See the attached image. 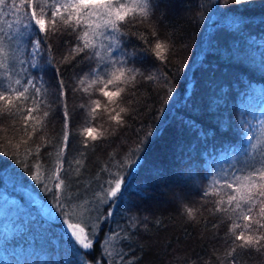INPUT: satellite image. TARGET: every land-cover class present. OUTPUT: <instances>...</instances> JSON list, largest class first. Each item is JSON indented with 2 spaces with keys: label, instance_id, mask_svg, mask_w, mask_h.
Here are the masks:
<instances>
[{
  "label": "trees",
  "instance_id": "1",
  "mask_svg": "<svg viewBox=\"0 0 264 264\" xmlns=\"http://www.w3.org/2000/svg\"><path fill=\"white\" fill-rule=\"evenodd\" d=\"M156 2L152 23L170 52L161 64L140 51L146 45L137 36L124 38L127 51L138 54L129 67L144 75L121 94L120 106L127 109L123 126L111 122L103 107L91 119V100L107 102L98 92L78 89L76 73L81 68L87 71L89 62L65 71L73 135L62 172L66 179L62 199L73 221L89 223L80 205L87 207L85 202L90 204L111 179L109 173L119 171L129 180L125 198L114 208L116 215L103 226L99 239L120 233L117 244L125 253V264H264V251L237 250L234 260L227 256L230 221L210 211L211 202L201 200L202 189L213 176L231 171V165L243 159L249 136L258 151L264 149V0ZM128 31L144 32L155 42L143 25L129 26ZM51 43L59 59L74 38L57 34ZM149 73H171L172 94L166 95L163 76L147 81ZM44 78L54 82V72ZM12 123L7 118L0 121V264H74V260L79 264L65 236L64 217L54 207L56 201L31 180L28 170L40 164L52 187L47 176L54 170L62 135L59 107L53 104L51 121L39 134L52 146L43 148L38 159L25 154L27 145L21 141L26 138ZM88 126L104 135L84 148L81 132ZM42 142L36 138L29 144L34 151ZM6 151L8 155L3 154ZM17 156L22 163L16 162ZM77 159L83 165L78 175ZM33 198L59 218L41 212ZM172 199L174 203L167 202ZM185 205L196 209L194 220L187 218ZM133 217L135 229L130 226ZM128 235L130 239H124ZM89 259L93 264L101 259L100 244Z\"/></svg>",
  "mask_w": 264,
  "mask_h": 264
},
{
  "label": "snow or ice",
  "instance_id": "2",
  "mask_svg": "<svg viewBox=\"0 0 264 264\" xmlns=\"http://www.w3.org/2000/svg\"><path fill=\"white\" fill-rule=\"evenodd\" d=\"M228 2L224 0L225 4ZM235 2L239 4L244 0ZM157 7L156 0H0V121L5 118L12 121L11 126L26 138L21 141L27 145L25 154L38 159L43 148L52 146L51 140L39 134L45 132L51 121L53 104L58 105L62 114V135L56 145L54 170L47 176L53 180L52 187L46 183L40 164H33L28 170L31 180L56 201L54 207L64 217L65 236L74 257L79 258V264H93L89 257L96 244H100L101 259L95 264H125V253L117 244L120 233L113 231L103 241L99 236L103 226L116 215L114 208L121 206L129 180L119 171L109 173L111 179L101 186L95 199L90 204L85 202L87 207L80 205L82 216L87 213L89 223L70 218L62 199L66 186L62 172L73 135L65 71L75 69L83 61L89 62L87 71L81 68L76 73L78 89L88 94L90 89L98 92L107 102L103 105L100 99L91 100V119L94 121L103 107L111 122L123 126L122 114H127V109L120 106L121 94L126 86L135 84L137 76L144 75L137 68L129 67L135 63L138 54L127 51L124 38L137 36L146 45L140 51L151 54L161 64L166 63L170 52L169 43L159 38L152 23ZM136 25L149 28L155 42L144 32L128 31L129 26ZM57 34L74 38V43L68 45L59 59L51 43ZM49 71L54 72L52 83L44 78ZM170 75L160 74L167 84L166 95L169 96L173 92L168 83ZM160 76L149 73L145 79L154 81ZM76 90L73 88L74 92ZM53 93L54 99H50ZM109 105L112 106L110 110ZM228 127L230 129L231 125ZM81 135L83 147L87 148L88 141L95 142L104 133L95 126H88L83 128ZM36 138L43 142L36 144L33 151L29 141ZM253 139L248 137L249 147L243 152V159L236 160L231 171L222 170L221 175L213 176L201 192V200L214 205L210 211L220 213L224 221H230L226 233L230 242L227 256L233 260L237 250L264 251V149L258 151ZM135 151L139 152L140 148ZM3 154L8 155L7 151ZM16 162L22 163L18 156ZM236 164L241 166L237 168ZM75 165L74 171L78 175L83 166L81 160H75ZM184 212L189 220L195 219V208L185 205ZM54 216L55 220L59 218ZM130 226L137 227L135 217ZM124 239H130V235Z\"/></svg>",
  "mask_w": 264,
  "mask_h": 264
},
{
  "label": "rangeland",
  "instance_id": "3",
  "mask_svg": "<svg viewBox=\"0 0 264 264\" xmlns=\"http://www.w3.org/2000/svg\"><path fill=\"white\" fill-rule=\"evenodd\" d=\"M190 191L188 190V192H187V194L189 193ZM174 198H175V196H174ZM175 199H172V200H170V201H167L168 203H170V204H172V203H174L173 201H174ZM182 199H178L177 198V204H178V206L180 205L179 203H180V201H181ZM33 203H35L36 205H37V207L39 208V210L41 211V212H46L47 214L49 213L50 214V216H53V214L51 213V212H49V210H48V208L45 206V205H43V204H41L40 203V201H38L37 202V200L36 199H34L33 198ZM179 207H182V205L181 206H179ZM65 227H66V225H65Z\"/></svg>",
  "mask_w": 264,
  "mask_h": 264
}]
</instances>
